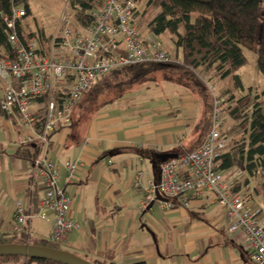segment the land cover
Segmentation results:
<instances>
[{
  "label": "crops",
  "instance_id": "obj_1",
  "mask_svg": "<svg viewBox=\"0 0 264 264\" xmlns=\"http://www.w3.org/2000/svg\"><path fill=\"white\" fill-rule=\"evenodd\" d=\"M163 36L148 34L146 39ZM222 83L213 81L226 90ZM143 87L102 107L87 122L74 114V122L72 118L69 127L52 135L47 147L37 146V158L57 165L60 186L71 196L70 215L79 225L62 249L99 264H248L246 241L228 234L230 223L212 193H187L186 207L180 200H167V209L161 206L166 202L150 194L165 156L201 145L209 128V99L181 87L152 84L145 88L148 96L134 98ZM31 135L19 119L0 112V235L12 234L14 207L21 202L29 218L17 234L40 240L48 239L52 218L43 222L35 217L42 192L27 158L31 152L17 155L18 139ZM75 161L82 169L70 182L63 166ZM251 180L238 190H250L264 224V194L252 188Z\"/></svg>",
  "mask_w": 264,
  "mask_h": 264
},
{
  "label": "built area",
  "instance_id": "obj_2",
  "mask_svg": "<svg viewBox=\"0 0 264 264\" xmlns=\"http://www.w3.org/2000/svg\"><path fill=\"white\" fill-rule=\"evenodd\" d=\"M90 16V26L79 25L78 30H73L64 14L60 32L51 37L48 53L42 56L35 41L23 44L16 34L15 22L24 17L22 10L15 9L10 16L0 15V21L10 31L7 42L15 52L14 60L0 58V112L7 117L18 116L21 126L32 132L30 137L18 139V145L47 147L52 135L71 125L76 105L101 76L117 68L172 61L158 42L140 36L137 26L140 15L132 0H102L101 9ZM211 98L209 128L201 145L192 152L165 159L150 194L180 200L186 207L187 193L193 196L212 193L230 223L228 234L242 236L246 241L248 264H264V224L260 211L252 206L250 190L235 191L244 183L245 172L221 170L217 161L228 141L222 131V100L213 93ZM39 112H44V117L36 129ZM32 167L35 184L42 192L35 217L43 222L52 218L48 241L63 246L68 234L79 229L70 215L71 196L60 186L58 167L49 158H36ZM63 168L71 182L82 164L65 162ZM142 205L145 207L146 202ZM161 206L170 207L168 202ZM28 218L24 205L17 202L11 232L20 233Z\"/></svg>",
  "mask_w": 264,
  "mask_h": 264
},
{
  "label": "trees",
  "instance_id": "obj_3",
  "mask_svg": "<svg viewBox=\"0 0 264 264\" xmlns=\"http://www.w3.org/2000/svg\"><path fill=\"white\" fill-rule=\"evenodd\" d=\"M132 1L136 5L144 4L140 21L149 19L146 27L152 36L159 37L167 33L172 37L174 49L181 55L180 62L172 58L171 62L164 64L145 63L117 68L101 76L83 97L101 80H105L103 90L113 98L103 102L98 107L99 110L121 99L135 87L154 84L157 75H161L165 83L181 87L187 93L200 98H208L211 117L212 98L210 94L207 95L205 82L199 80L198 75L207 76V82L229 80L231 86L221 92L219 98L222 104L226 105L224 111L222 110L223 114H226L235 126L226 134L230 136V140H227V149L217 161L221 170H243L245 181L259 178L260 187L264 190V90L248 89L245 92L237 74L246 64L243 55V50H246L256 54L257 69L264 75V0ZM101 7L102 0H67L68 12L73 20L83 27L92 24L90 15ZM15 9L24 12V17L15 22L18 38L23 44L35 41L39 46L38 54L47 55L51 39L44 38L42 32L37 35L27 33L23 25L24 19L29 15L26 0H0V15L10 16ZM9 33L5 24L0 21V58L14 60L15 52L7 42ZM236 93L243 95L236 99ZM12 117L19 119L16 115ZM37 117L35 128L39 129L44 112L38 113ZM240 130L241 137L235 139L237 134L233 133ZM37 146L39 145H23L18 148L17 155L23 157V154L29 151L31 153L27 158L33 163L38 155ZM241 185H238L235 191H238ZM10 243L63 250L62 245L50 243L48 239L31 243V237L23 234L0 235V245ZM20 258L23 257L0 258V264H17L20 263ZM23 259V264H56ZM88 262L99 264L96 261Z\"/></svg>",
  "mask_w": 264,
  "mask_h": 264
},
{
  "label": "rangeland",
  "instance_id": "obj_4",
  "mask_svg": "<svg viewBox=\"0 0 264 264\" xmlns=\"http://www.w3.org/2000/svg\"><path fill=\"white\" fill-rule=\"evenodd\" d=\"M28 8H29V15L24 19V24L27 26V31L33 34H38L40 32H43V34L46 37L53 36L58 33V29L60 27V20L61 17L65 14L67 16L73 26V30H78L79 25L73 20L70 12H68L67 8V0H26ZM138 12L139 15L143 12L144 10V4H137ZM149 19H145L138 22V31L140 36L143 39H146L147 35L150 34L147 30V21ZM60 32V30H59ZM51 39V37H49ZM158 42L165 53L170 56V58H175V52L176 50L174 49V46L172 44V37L165 33L164 36L159 40H155ZM243 55L246 59V64L244 67H242L238 71V76L240 77L241 83L243 85V88L246 92L248 89L252 90H257V91H263L264 90V75L261 74L258 69H257V56L255 53L243 50ZM178 57L180 59V53L178 54ZM199 80L201 79L203 82H205V86L207 87L206 92L207 95L210 96L212 93L216 97L221 96V90H224L223 86H215L213 84V81L207 82V76H204L202 74L198 75ZM161 77V75H157L155 79V83L152 84L155 86H164L167 87L168 85L174 86L169 83H165ZM106 81L101 80L98 85H96L92 90H90L84 97L81 99V101L76 105L75 110L72 113V118L74 122V114H78L79 120L81 122H87L91 117H93L97 113L98 107L103 103V102H108L110 99H112V95H110L106 90H103L104 85ZM225 85V88H229L231 86V83L229 80L224 81L222 83ZM149 86L151 84H148ZM148 85H144L142 89H140L136 94L135 97L136 99L140 100L141 98H145L148 96L146 93V89ZM205 87V88H206ZM138 87H135L131 89L130 91L136 89ZM210 88V89H209ZM209 92V93H208ZM212 92V93H211ZM223 92V91H222ZM150 94V93H149ZM210 94V95H209ZM243 95V94H241ZM240 94L236 93L235 97L236 99L241 96ZM127 96V95H126ZM125 96V97H126ZM226 108V105L222 104V110ZM87 109V110H86ZM222 117H223V126H222V131L224 135H226L229 131H231L232 128H234L235 123L231 121L226 114H223L222 112ZM208 132V131H207ZM234 134H237L234 138L239 139L241 137V130L238 132H234ZM227 140H230V136L226 135ZM227 149V148H226ZM251 186L252 188H257L260 193L264 194V190L262 188H259L261 184V180L259 178H253L251 180ZM254 186V187H253ZM37 239L36 238H31V243H35ZM63 248V247H62ZM65 249V247H64ZM76 254V253H75ZM78 255V254H76ZM88 261H91L88 257H85ZM25 261L23 258H20V263L18 262L17 264H23ZM5 264H15V263H5Z\"/></svg>",
  "mask_w": 264,
  "mask_h": 264
},
{
  "label": "water",
  "instance_id": "obj_5",
  "mask_svg": "<svg viewBox=\"0 0 264 264\" xmlns=\"http://www.w3.org/2000/svg\"><path fill=\"white\" fill-rule=\"evenodd\" d=\"M176 156H165V159L174 158ZM157 201L167 202L158 193H155ZM5 257H23L25 259L49 261L56 264H91L88 261L64 250H55L32 246L28 244H1L0 258Z\"/></svg>",
  "mask_w": 264,
  "mask_h": 264
}]
</instances>
